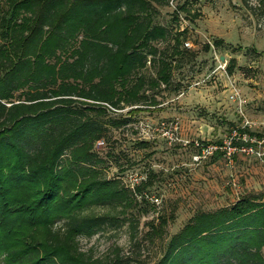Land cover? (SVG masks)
Instances as JSON below:
<instances>
[{
  "label": "trees",
  "instance_id": "1",
  "mask_svg": "<svg viewBox=\"0 0 264 264\" xmlns=\"http://www.w3.org/2000/svg\"><path fill=\"white\" fill-rule=\"evenodd\" d=\"M170 1L0 0V264H264V193L197 211L172 233L166 213L141 226L157 207L153 171L133 186L121 175L136 163L123 166L114 134L158 105L149 91L172 86L194 54L188 28L159 18ZM251 1L264 15V0ZM121 228L126 248L80 247Z\"/></svg>",
  "mask_w": 264,
  "mask_h": 264
},
{
  "label": "rangeland",
  "instance_id": "2",
  "mask_svg": "<svg viewBox=\"0 0 264 264\" xmlns=\"http://www.w3.org/2000/svg\"><path fill=\"white\" fill-rule=\"evenodd\" d=\"M172 1L159 7V18L175 28H188L191 47L185 46L194 54L173 68L172 86L149 91L157 93L158 105L134 112V122L113 134L124 151L120 152L123 166H128V159L136 163L121 173L128 184L143 179L145 169L154 173L152 194L158 201H152L157 207L142 218L141 226L166 213L173 233L197 211L264 193V15L254 14L242 0ZM184 2L186 8L174 18L175 7ZM251 5L256 7V1ZM216 39L223 41L220 47L213 46ZM206 43L212 47L208 49ZM231 58L235 67L229 73L226 64ZM231 83L242 95L245 117L252 122L241 132L246 139L238 137L234 142L238 147L252 146L253 152L237 150L228 157L219 149L217 155L198 158L197 142H222L243 123L244 116L229 98ZM141 140L148 146L136 144ZM117 171L111 168L109 175ZM79 243L82 250L99 257L115 246L126 248L128 234L124 228L109 229L91 238L80 237Z\"/></svg>",
  "mask_w": 264,
  "mask_h": 264
},
{
  "label": "built area",
  "instance_id": "3",
  "mask_svg": "<svg viewBox=\"0 0 264 264\" xmlns=\"http://www.w3.org/2000/svg\"><path fill=\"white\" fill-rule=\"evenodd\" d=\"M185 45L188 47H191V44L189 41L185 42ZM222 66V65H221ZM222 67H225V65H223ZM229 98L236 103V108L237 111L244 116V120L242 125L240 126H236L232 132L225 138L224 141H222L221 143H209L207 145H203L202 143L197 142V146H201V151L199 152V154L197 155L198 158L202 157V156H206L207 154H213L215 151L217 150H221L224 149V153L228 155V157L231 156L232 153H234L237 150L246 152V153H251L253 152V147L252 146H247V144H243L241 147H238L237 145H235V139L239 138H243L246 139V137H242L241 132L245 131V129L247 127H251L252 126V122L250 120H248L245 117L244 114V109H243V105H244V99L242 97V95L240 94V92L238 91V89L234 86V83H231V90L229 91ZM241 136V137H240ZM105 143L103 140H99L96 142V148L100 149L102 147H104ZM156 201H158L157 198H155Z\"/></svg>",
  "mask_w": 264,
  "mask_h": 264
},
{
  "label": "water",
  "instance_id": "4",
  "mask_svg": "<svg viewBox=\"0 0 264 264\" xmlns=\"http://www.w3.org/2000/svg\"><path fill=\"white\" fill-rule=\"evenodd\" d=\"M224 57H222V59H223Z\"/></svg>",
  "mask_w": 264,
  "mask_h": 264
}]
</instances>
